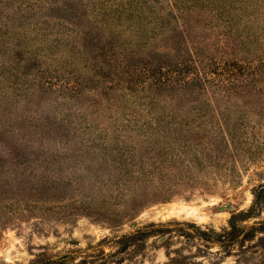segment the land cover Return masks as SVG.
Wrapping results in <instances>:
<instances>
[{"label": "rangeland", "instance_id": "374dc122", "mask_svg": "<svg viewBox=\"0 0 264 264\" xmlns=\"http://www.w3.org/2000/svg\"><path fill=\"white\" fill-rule=\"evenodd\" d=\"M184 1L0 0V264H264V94L252 92L264 82L242 96L210 84L158 94L142 74L172 45L264 55V40L246 46L236 31L264 34V0H250L251 27ZM211 110L249 120L242 143L199 160L149 141Z\"/></svg>", "mask_w": 264, "mask_h": 264}, {"label": "trees", "instance_id": "16d2710c", "mask_svg": "<svg viewBox=\"0 0 264 264\" xmlns=\"http://www.w3.org/2000/svg\"><path fill=\"white\" fill-rule=\"evenodd\" d=\"M184 2H190L186 9V12L191 14L193 13L196 5L195 0H185ZM206 8L205 12H210L212 16H223L227 21L234 22L235 25L250 23L253 25L254 11L250 3V0H205ZM172 8H176L182 13L181 6L178 4L171 5ZM176 6V7H173ZM132 12L135 11L133 8ZM131 12V13H132ZM156 16V10L154 7H147L146 4H142V18ZM145 25H142V30L145 29ZM236 31L239 32L241 42L245 41V45L254 44L258 40H264V34L258 32H246L242 33L239 28H236ZM179 34H174L176 38V43L183 42L186 44L184 36H182V31L178 32ZM148 34H144L142 31V43L145 41L143 39ZM176 56L171 60H165L164 62H158L157 59L166 55L165 52H156L151 55V58H148L146 61L142 62V74H148L149 77L153 79V83L149 84V88H155L158 94H171L175 93L177 90L186 89V88H195L197 90H203L208 87V84L216 86L217 95H224L228 93L230 95H239L245 94V88L252 84H257L264 82V55L258 54L251 59L239 60L231 56H217L216 54L205 55L204 58L196 57L190 55L186 57L182 47H175L172 45ZM19 85V82L16 83ZM80 88H82V83H79ZM78 85L71 86L70 88H79ZM18 87V86H17ZM235 88L239 89V93ZM18 89H22L18 87ZM261 89L253 90V94H264ZM21 95V94H19ZM153 95V94H151ZM154 107V106H153ZM218 112V111H216ZM205 111L202 113L199 118H192L191 120H177L176 123L180 126L179 130L174 128L172 131L164 132L160 135V132H153L154 135L150 137V142H164L169 143L173 142L182 148L186 149V153H189L187 150L190 149L193 151L195 157L199 160H206L209 158V150L212 151V146H237L242 143L243 140L240 137L239 130L241 127H245L249 122L248 119L244 120L241 118H236L235 114H224L218 112ZM225 113V112H224ZM175 115H178L177 113ZM227 119L229 121H227ZM228 122V124H227ZM211 127L206 129L203 127L204 124H210ZM152 121L149 125H153ZM159 124V122H155ZM229 124L231 126H229ZM246 142L250 139L244 138ZM254 140V138H251ZM219 153H223L220 150L216 154L217 160L223 159V155L220 156ZM179 156H183L180 154ZM191 160V158H190ZM259 193L255 194V206L259 202V196L262 190L259 188ZM253 209V207H252ZM242 215H249L248 212L240 213L234 215L231 220L232 227V237L238 236V228L234 223V220ZM252 231L245 234L244 239L251 237Z\"/></svg>", "mask_w": 264, "mask_h": 264}]
</instances>
